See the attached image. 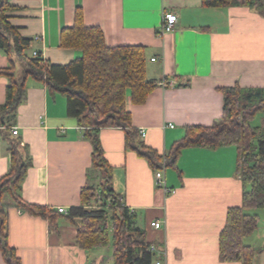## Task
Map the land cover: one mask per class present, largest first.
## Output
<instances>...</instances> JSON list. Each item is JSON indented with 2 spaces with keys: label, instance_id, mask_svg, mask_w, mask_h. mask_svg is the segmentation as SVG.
Returning <instances> with one entry per match:
<instances>
[{
  "label": "crops",
  "instance_id": "1",
  "mask_svg": "<svg viewBox=\"0 0 264 264\" xmlns=\"http://www.w3.org/2000/svg\"><path fill=\"white\" fill-rule=\"evenodd\" d=\"M9 2L17 7L7 14L10 22L31 40L28 54L38 51L51 64L66 65L82 55L61 45L62 31L74 26L79 8L86 25L102 29L109 47L145 48L147 79L155 87L144 104H134L128 91L127 110L131 126L146 132L140 140L162 157L184 139L187 127H211L221 121L222 89H264V15L256 9L206 7L204 0ZM165 11L177 14L178 23L161 35ZM36 36L42 40L33 41ZM9 67L8 55L0 50V70ZM23 72L16 61L15 77ZM9 84L10 78L0 75V107L6 103ZM26 86L17 112L0 123L8 129L0 130V180L10 168L9 142L17 140L32 163L22 184L23 200L68 213L59 212L51 220L19 209L5 196L9 245L22 264H115L113 246L81 249L78 230L66 217L72 208L82 206L85 187L99 192L103 181V172L93 164L86 129L69 116L65 96L50 94L32 77ZM11 128L18 135L12 136ZM126 132L105 127L99 137L113 170V190L134 213L147 242L159 249L154 264H242L224 261L220 254L228 211L243 205L237 147L184 148L174 165L160 168L171 189L167 193L156 184L157 170L127 147ZM247 212L258 216V227L243 243L253 250L251 264H264V208ZM155 221L162 222V228L152 227ZM0 264H7L1 248Z\"/></svg>",
  "mask_w": 264,
  "mask_h": 264
},
{
  "label": "trees",
  "instance_id": "2",
  "mask_svg": "<svg viewBox=\"0 0 264 264\" xmlns=\"http://www.w3.org/2000/svg\"><path fill=\"white\" fill-rule=\"evenodd\" d=\"M203 4L214 8L249 7L264 15V0H204ZM16 8L9 0H0V50L11 62V67L0 70V75L10 78L6 103L0 107V123L17 112L25 99L29 77L44 84L50 94L66 97L68 114L86 129L85 137L93 145V164L103 172L99 192L85 187L81 193L82 206L72 208L66 216L78 230L77 245L86 251L113 246L115 264H154L156 254L151 251L145 232L137 227L134 213L112 188L113 170L99 137L101 128L121 127L127 130V147L147 159L154 170L164 163L174 165L188 146L237 147V170L245 187L243 205L228 211L220 234V254L227 262L251 264L253 250L243 243V238L257 229L258 216L247 211L264 208V124L253 127L251 120L257 113L264 112V89L238 86L222 89L224 115L221 121L211 127H187L184 139L173 146L167 157H162L140 140V133L131 126V114L127 110L128 91L134 104H144L155 87L147 79L145 48L109 47L102 29L86 25L84 12L79 8L74 26L62 31L61 45L82 55L69 64L54 65L42 55L28 54L31 40L19 33L7 15ZM16 61L24 67L19 78L14 74ZM4 133L8 136L7 131ZM9 143L10 168L0 180V248L7 264H22L8 242L4 197L8 196L19 209L44 218L55 220L60 213L23 200L22 184L32 163L27 149L21 148L19 141L11 139ZM248 185L250 190H247Z\"/></svg>",
  "mask_w": 264,
  "mask_h": 264
},
{
  "label": "built area",
  "instance_id": "3",
  "mask_svg": "<svg viewBox=\"0 0 264 264\" xmlns=\"http://www.w3.org/2000/svg\"><path fill=\"white\" fill-rule=\"evenodd\" d=\"M177 23H178L177 14H175L174 12L165 11L163 14V22H162V26L160 29L161 35L172 32L175 29ZM41 40H42V37L36 36L33 41H41ZM39 55H40V53L38 51H33L34 57H38ZM153 60H155V59H153ZM170 127L173 128L174 125H170ZM0 130H8V129L6 126L0 125ZM10 132L12 133L13 136L18 135V133H19V131L16 128H11ZM140 134L145 136L146 132L144 130H140ZM164 165H165V163H164ZM155 179H156V184L159 188H163L167 193H169L171 191V189H169L166 186L165 173H164L163 169L155 171ZM110 205H111V203H108V206H110ZM58 211L60 213H65V214L68 213L65 208H59ZM151 225H152V227H154L156 229H160V228H162L163 223L159 222V221H155V222H152ZM150 248L154 254H156L159 250L155 244H151ZM157 264H161V263L158 262Z\"/></svg>",
  "mask_w": 264,
  "mask_h": 264
},
{
  "label": "rangeland",
  "instance_id": "4",
  "mask_svg": "<svg viewBox=\"0 0 264 264\" xmlns=\"http://www.w3.org/2000/svg\"><path fill=\"white\" fill-rule=\"evenodd\" d=\"M252 126H262L264 124V112L257 113L254 118L251 120ZM91 208H95L94 206H91ZM104 247V246H103ZM115 259V257H114Z\"/></svg>",
  "mask_w": 264,
  "mask_h": 264
}]
</instances>
